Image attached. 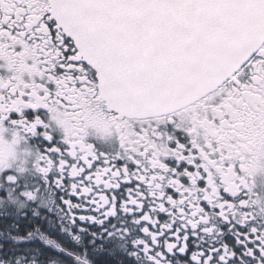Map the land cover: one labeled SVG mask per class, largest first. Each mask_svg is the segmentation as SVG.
<instances>
[{
	"label": "snow or ice",
	"instance_id": "1",
	"mask_svg": "<svg viewBox=\"0 0 264 264\" xmlns=\"http://www.w3.org/2000/svg\"><path fill=\"white\" fill-rule=\"evenodd\" d=\"M0 69V135L36 154L0 162V234L74 264H264V0H0ZM91 115L114 149L69 134Z\"/></svg>",
	"mask_w": 264,
	"mask_h": 264
},
{
	"label": "flooded vegetation",
	"instance_id": "2",
	"mask_svg": "<svg viewBox=\"0 0 264 264\" xmlns=\"http://www.w3.org/2000/svg\"><path fill=\"white\" fill-rule=\"evenodd\" d=\"M5 70L0 69V75H4ZM89 142H92L97 145L99 148H103L105 150L108 149H114L116 147V142L112 141L111 143H100L96 141L92 137L87 138ZM30 143H36V141H30ZM251 183L254 185L253 191L257 196L264 197V172H257V174L254 177L250 178ZM9 211H17L19 210V204L14 205H8ZM55 219V217L53 218ZM28 228H30L34 233L35 229L37 227L36 224L28 225ZM41 231H43L48 239L55 242V244L72 250L74 252L80 251V246L77 245L74 241H72L71 236L67 232H61L59 230V226L56 227H47L44 225H41L40 228ZM75 230L73 229V232ZM25 233V227L22 225L19 230V235H24ZM17 234L15 231H13V235ZM0 244L3 245V252L6 256H12L15 257V255L24 253L26 256L30 254V251L34 248L40 249V256L39 259L43 261V264H50V260L55 258L56 264H74V261L63 255L60 252H57L51 245H45L43 241L39 239V234L35 233L33 238L29 241H20V242H14L10 238H8V233L4 232L0 234ZM27 250V251H26ZM14 264V261H13Z\"/></svg>",
	"mask_w": 264,
	"mask_h": 264
},
{
	"label": "clouds",
	"instance_id": "3",
	"mask_svg": "<svg viewBox=\"0 0 264 264\" xmlns=\"http://www.w3.org/2000/svg\"><path fill=\"white\" fill-rule=\"evenodd\" d=\"M61 119H64L61 117ZM66 126L69 134L76 128L82 127L84 131L81 133V136L92 137L100 143H108V123L104 121L98 115H91L83 123L80 122H66ZM26 150L22 144L14 142L12 134L10 132H5L0 135V162L7 166H15L17 163L22 161H31L36 159L35 148L34 146H29ZM251 183V180H250ZM49 197L45 195V200H48ZM51 200H55V196L51 197Z\"/></svg>",
	"mask_w": 264,
	"mask_h": 264
}]
</instances>
